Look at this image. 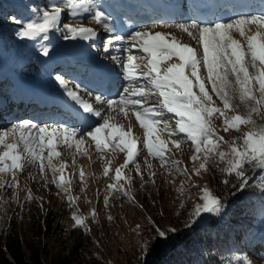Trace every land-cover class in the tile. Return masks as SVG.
Segmentation results:
<instances>
[{
  "label": "snow or ice",
  "instance_id": "obj_1",
  "mask_svg": "<svg viewBox=\"0 0 264 264\" xmlns=\"http://www.w3.org/2000/svg\"><path fill=\"white\" fill-rule=\"evenodd\" d=\"M66 9H70L73 16L81 12L88 13L95 24L113 34L105 41L106 51L114 41L120 42L117 51L126 55L113 56L112 59L121 64L125 83L115 98L94 95V100L101 106L106 105L108 110H118V113H123L125 117H128L129 113L134 115L140 128L144 130L143 148L149 155L158 158L162 165L168 164L166 156L172 152V148L160 138L159 133L167 132L171 145L179 151L184 141L173 138L178 132L185 134L191 142L194 153L191 160L201 161L198 167H193V173L197 176L201 175L202 171H207L210 163H222V171L240 178L242 185L248 180L246 167L250 170L259 169L264 174V125L258 126L253 119L254 114L264 117V15H240L231 21L212 24L180 23L157 26L186 33L200 46L193 48L179 42L171 32L142 29L129 33L127 38L115 34L116 29L110 16L93 0H65L64 4L53 2L44 10H39L27 23L21 24L17 35L31 40H36L37 37L48 40L50 32L61 29L64 39L86 40L96 35L95 29L91 27L64 22L62 15ZM13 22L20 23L15 18ZM249 25L257 27L255 34H248L246 29ZM233 32H238L239 36L244 38L246 50L241 41L234 38ZM126 39L128 46L124 44ZM132 48H138L142 55L137 57L132 54ZM43 52L48 55L46 46ZM173 58L179 62H174ZM138 59L144 63H137ZM201 67L207 71L206 78L200 75ZM231 77H234L236 89L231 87ZM56 79L66 89L67 95L78 102L83 112L100 117L103 123L86 133L64 126L37 125L29 120L0 130V147L4 148V151L0 152V188L6 184L8 187H18L17 171L23 172L27 165L37 164L42 174L51 169V182L64 193H70L71 177L64 175L66 163L62 161L57 166L53 161L61 156L58 150L61 145L67 144L69 149L75 145L79 150L80 145L85 142V136L91 138L97 152L103 153L111 149L126 153L124 164L116 169L115 180L125 179L131 184V178L124 177L121 171L130 163L136 164V158L140 155L137 140L131 135V124L127 130L110 125L109 119L100 109L82 99L75 90L69 88L61 76ZM206 84L211 85V91L222 102V108L216 106ZM232 91L238 92L240 103L247 108L245 113L236 112V106L231 103ZM152 97H156L154 102H150ZM225 110L234 114L227 116ZM165 113L174 114V126ZM221 117L225 132L229 129L239 132L241 126H249V130L231 141H226L223 136L218 135L213 125V119ZM222 145L227 150H220ZM200 154H203L202 157ZM171 163L178 165L180 162ZM108 171L106 167L104 175H107ZM177 171L189 175L186 167H177ZM58 172L59 176L56 175ZM136 172H140L139 164H136ZM4 174H9L11 179H6ZM79 174L83 181V170ZM224 183H227V180ZM109 187L119 190L116 184ZM125 195L128 193L125 192ZM28 198H32L30 191ZM107 200L108 197H105L106 205ZM200 201L195 205L189 217L190 222L186 223L185 227H191L197 222L193 218H202V214H218L223 207L222 200L206 187L202 189ZM68 202L70 206H74V198L70 194ZM92 215L95 217V210ZM72 219L75 227H86V218L75 211ZM175 232V228L155 227V237L152 241L145 242L142 254L150 249L153 243L167 241L169 235Z\"/></svg>",
  "mask_w": 264,
  "mask_h": 264
},
{
  "label": "rangeland",
  "instance_id": "obj_2",
  "mask_svg": "<svg viewBox=\"0 0 264 264\" xmlns=\"http://www.w3.org/2000/svg\"><path fill=\"white\" fill-rule=\"evenodd\" d=\"M53 2L64 4L65 0H43L34 14L39 10H44ZM93 2L109 15L110 5H104L103 0H93ZM102 5L105 8H102ZM70 11V9H66L62 15L64 22L91 27L95 29L96 35L86 40L64 39L61 29L56 33L55 31L50 32L48 40L41 37L31 40L18 36L12 40L9 48L0 49V130L9 129L12 125L24 120H29L37 125L75 128L85 133L102 124L103 121L98 117L99 119L95 124L82 128L76 124L77 120L75 119L77 118L71 114L63 113L65 111L63 107L56 108L57 112L52 114L56 118L60 116L61 120L47 121L51 117L43 115L45 112L43 105L47 109L54 107L47 106V103L39 105L41 103L37 101L38 98L56 97L62 103L69 100L71 104L76 105L72 98L67 95L66 89L57 81L56 77L61 76L69 88L75 90L82 99L100 109L102 114L109 119L110 125L120 126L127 130L131 124V135L137 140V147L140 150V155L136 158L140 172L139 174L136 172V164L130 163L127 168H122L121 171L124 177L131 178V184L125 179L116 181L114 178L116 169L124 164L126 153L111 149L105 150L103 153L97 152L94 142L90 137L85 136V142L80 145L79 150L75 145L71 149L68 148L67 144L61 145L58 149L61 156L53 161L57 166L62 161L66 163L64 175L71 177L70 193H64L51 182L53 177L51 169H47L46 173L42 174L37 164L27 165L23 172L17 171L18 187H8L6 184L5 187L0 188V217L4 221L15 212L17 207L20 206L21 210L19 211L22 212L26 207H29L31 200H35L46 209L47 207L61 209L62 219L68 229H71L74 227L72 214L75 211L78 215L86 218V225L90 230L89 243L80 260L75 264H133L142 257V248L145 242L154 239L155 227H181L183 223L189 220L195 205L201 202L202 189L206 187L212 193L211 173L213 166L210 163L207 171H202L199 176L195 175L193 167H198L201 161L194 162L191 160V156L194 154L191 142L185 140V134L178 132L173 138L184 141L179 151L171 145V138L167 132L159 133L160 138L169 148H172V152L166 156L169 163L162 165L158 158L149 155L147 150L143 148L144 130L140 128L134 115L129 113L128 117H125L123 113H118V110H108L106 105L101 106L95 102L94 95L115 98L121 91L122 85L125 83L122 78L123 69L121 64L114 61L112 57L124 56L126 53L117 51L120 42L115 41L106 51L104 48L105 41L113 34L95 24L88 13L81 12L79 15L73 16ZM246 15L263 14L253 12ZM238 16L228 21L236 19ZM110 18L114 25L115 19L112 16ZM180 23L199 22L193 21L190 17L177 21L152 20L141 23L134 31L153 29L154 31L171 32L179 42L188 44L193 48H200L196 41L188 37L186 33L174 28L157 27ZM114 27L116 29L115 34L128 37V32L119 33L117 32L118 25ZM246 31L249 35L255 34L257 27L249 25ZM233 36L241 41L246 50L244 38L240 37L238 32H233ZM124 44L128 46L127 39ZM45 46L48 48V55H44L43 48ZM131 51L137 57L142 55L138 48H132ZM200 51L202 52V48ZM248 59L250 60V58ZM81 60H85V62ZM173 61L179 62L176 58H173ZM136 62L144 63L139 59ZM84 66L85 69L82 73L81 70ZM103 66L116 73L112 74L118 78L116 89L106 88V85L102 88L95 85L99 82L97 76H101ZM251 71L252 69H250ZM200 75L206 78L207 71L205 68H200ZM231 79L233 81L231 87L236 89L234 77ZM206 87L210 95L213 96L216 106L222 108V102L215 96V93H212L211 85L206 84ZM89 93L93 95L90 96ZM43 94H47V96ZM65 96H67V100ZM230 96L232 97L231 103L236 106V112L245 113L247 108L240 103L238 92L232 91ZM155 100L156 97H152L150 102ZM79 108L82 109L81 106ZM225 114L231 116L234 113L225 110ZM91 116L95 117L94 115ZM165 116L170 119V123L174 126V114L165 113ZM253 119L256 120L258 126L264 125V117L254 114ZM213 125L226 141H231L242 135L244 131L249 130V126H241L239 132L233 129L225 132L222 117L213 119ZM9 142H11V137H9ZM220 150L227 149L222 145ZM2 151L4 148L0 147V152ZM200 155L202 157L203 154ZM172 161H179L180 163L173 165ZM106 167L109 171L107 175H104ZM177 167L181 169L186 167L189 175H183L177 171ZM81 170L84 172L83 181L79 174ZM4 175L6 179H11L9 174ZM56 175L59 176L60 173L58 172ZM113 184H116L118 191L109 187ZM182 185L183 189L181 190ZM29 191L32 197L30 199L28 198ZM125 192L128 195H125ZM69 194L74 198V206H70L68 202ZM105 197H108L107 205L105 204ZM93 210H95V217L92 215ZM256 239L258 240L256 248L263 255H259L257 252L249 254V264H264V236L258 235ZM66 240L69 242H66L65 245L69 247L73 238L68 236Z\"/></svg>",
  "mask_w": 264,
  "mask_h": 264
},
{
  "label": "trees",
  "instance_id": "obj_3",
  "mask_svg": "<svg viewBox=\"0 0 264 264\" xmlns=\"http://www.w3.org/2000/svg\"><path fill=\"white\" fill-rule=\"evenodd\" d=\"M42 1L0 0V49L10 47L21 24L34 17ZM211 165L212 193L222 200L221 211L193 218L197 222L191 227H185L189 220L176 227L167 241L153 243L133 264H249V254L263 255L256 248V236L264 235V174L246 167L248 180L242 185L240 178L222 171V163ZM19 210L20 206L4 221L0 217V264H75L80 260L89 243L87 225L68 229L61 209H46L35 200ZM68 236L73 240L66 247Z\"/></svg>",
  "mask_w": 264,
  "mask_h": 264
},
{
  "label": "bare ground",
  "instance_id": "obj_4",
  "mask_svg": "<svg viewBox=\"0 0 264 264\" xmlns=\"http://www.w3.org/2000/svg\"><path fill=\"white\" fill-rule=\"evenodd\" d=\"M143 1H147V0H143ZM128 8H133V7H128ZM132 15H133V13H131ZM104 81H105V79H104ZM106 83V82H105ZM109 85H112L113 86V84L110 82V83H108ZM95 85H100V87H102L103 85H104V83L103 82H97V83H95ZM43 100H41V102H42ZM70 102V101H69ZM74 102V104H76V105H79L78 104V102H76V101H73ZM72 102V103H73Z\"/></svg>",
  "mask_w": 264,
  "mask_h": 264
}]
</instances>
